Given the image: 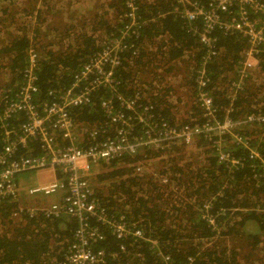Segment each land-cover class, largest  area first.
<instances>
[{"label":"trees","instance_id":"obj_1","mask_svg":"<svg viewBox=\"0 0 264 264\" xmlns=\"http://www.w3.org/2000/svg\"><path fill=\"white\" fill-rule=\"evenodd\" d=\"M2 1L4 0H0ZM32 1L46 4L44 19L48 17V13L50 16L52 6L50 7L49 0ZM109 1V8L111 12L113 10L112 16L110 13L106 17H100L98 10L101 0H96L94 14L88 22L84 20L76 30L72 25L62 35L58 33L50 43H64V47L59 50L44 46L39 40L41 28L25 23V12L32 13L29 8L23 13L22 21H19L20 26L14 23H11L12 26L4 24V18L0 15V68L6 70L3 74L8 80V84L0 85V89H10L8 94L13 97L22 82L23 70L29 62L28 50L33 48L36 53L35 73L38 87L35 102L44 103L52 100L53 97L47 94L49 91H54L55 98L59 97L60 93L70 85L73 74L99 49L101 38L86 33L84 29L97 30L106 23L109 24L110 22L106 19L109 18L114 20L115 24L106 25L104 32L118 36L126 22L131 20V17L125 15L126 11L134 8L135 22L140 24V34L137 38L132 36L125 39V42L130 41L133 47L122 52L120 64L116 67L118 90L122 93L130 92L131 89L126 88L137 74L136 69L140 70L141 64H148L145 55L149 49L146 45L153 43V40L159 37L156 54L150 55V63L152 58L159 56L158 54L166 59L165 62H170L168 66L176 63L182 65V61H189L187 64L190 66L191 61L195 62L194 66L192 65L194 68L190 67L188 77L184 76L183 83L181 82L184 89L191 91L196 88L197 69L204 66L208 80L203 90L213 101L215 119H223L225 108L231 103L229 97L231 92H235V99L229 112L231 119L240 118L242 115L264 114V83L256 85L259 96L256 102L251 101L253 93L246 84L242 89H236L231 85V81L238 77L237 67L241 60V52L246 47V42L240 33L223 35L220 31H216L214 48L221 51L207 60L204 59L207 54L206 46H202L197 41V37L189 31V25L184 19L171 11L174 5L173 0ZM199 1L205 4L209 0ZM54 2H67L70 15L76 13L85 16L82 8H79V13L73 12L72 0H54ZM5 10L2 8L1 11ZM86 10L89 11L88 8ZM41 13H38V16ZM97 17H100L101 21H97ZM196 23L199 25L200 22L196 21ZM71 42L76 43L72 49L61 51ZM132 49H137V57L131 56ZM203 60L207 61L203 64ZM171 68L170 66L169 70ZM156 77L158 81L163 79L160 75ZM244 80L247 81V78ZM259 80L264 82L263 79ZM110 96L109 89H99L95 93L93 105L71 109L70 115L73 121L81 128L98 129L105 122L98 100ZM157 100L154 112L157 114L158 123L167 122L175 127H178L180 123L193 128L197 124L201 127L207 121L209 122V119L202 115L197 101L191 102L194 103L193 112L190 105L188 109L190 114L188 113L186 117H178L159 102L162 100ZM113 101L117 108L120 107L119 100L114 98ZM187 103L188 101L185 100L184 105ZM21 118L20 120L24 121V118ZM10 123L15 124L13 120ZM250 129L253 131L247 129L246 134L254 133L260 136L264 132V127L263 130L253 127ZM136 130L138 131V128ZM198 135L192 142V145L198 148V153L192 157L191 161L181 166L178 157L175 156L170 166V178L177 186H185V201L176 203L166 199L165 205L161 204V198L154 193L157 191L161 194L160 189L155 184L153 188L155 186L156 188L153 191L143 187L144 184H148V181L144 183L145 178L136 177L137 175L131 173L130 167L123 166L113 167L98 175L99 181L107 180L108 182L105 181L100 187L93 186L94 197L108 214L116 216L122 212L128 218L138 221L137 226L155 238L158 249L169 254L174 264H183L188 257L193 258L194 264H238L235 261L236 253L233 250L231 254L229 252L225 241L227 237L238 240V243L229 244L232 246L239 244V241L243 239L249 241L246 244L249 253L246 255L249 256L248 261L251 264L250 259L254 254L252 251L264 239V169L262 168L264 135L250 141L263 161L250 160L248 151L240 146L229 147L235 158H243V162L237 166H226L219 160L213 141L216 139L215 136ZM1 147L0 127V150ZM184 147L182 145L178 148L179 153L184 151ZM135 160H138V157L126 156L123 159L127 163ZM115 164L116 162H113L112 166ZM17 203L18 201L8 198H0V264H52L51 259H61L63 251L72 242L76 221L65 216L47 218L39 215L24 218L21 214V219L24 218V221L18 223L15 221L17 219L10 215L17 207ZM205 203L209 205L207 210L203 207ZM204 214L207 218L213 219V224L208 222ZM96 223L99 222L96 221ZM5 224L6 227H4ZM11 226L12 229L7 228ZM101 226L104 227V225ZM132 240L130 238L125 241L126 249L124 253H121L114 236L108 230H104V239L97 245L106 252V262L103 264H157L149 243L142 241L134 243Z\"/></svg>","mask_w":264,"mask_h":264},{"label":"built area","instance_id":"obj_2","mask_svg":"<svg viewBox=\"0 0 264 264\" xmlns=\"http://www.w3.org/2000/svg\"><path fill=\"white\" fill-rule=\"evenodd\" d=\"M173 2L171 11L180 15L189 25V31L197 37V41L206 46L207 54L204 59L215 57L221 51L214 48L216 31L223 35L238 32L244 38L246 47L241 52L236 71L238 77L231 81L232 86L242 89L248 71L253 69L264 79V0H209L205 4L199 0ZM133 10L134 8L126 11L125 15L131 17V20L126 22L118 36L107 34L99 40L98 51L73 74L70 85L59 97L55 98L54 91H49L47 94L53 97L52 100L35 102L38 87L35 73L36 53L33 48L28 50L29 62L23 70L22 82L13 97L8 94L10 89H0V198L18 201L17 207L10 214L18 223H22L25 216L39 215L47 218L67 216L77 223L72 242L63 251L61 259H51L52 264L105 263V249L97 246L104 239V230L114 236L121 253L126 249L125 241L132 238L134 243H149L157 264H174L169 254L158 249L155 238L137 226L138 221L128 218L122 212L112 216L99 204L94 197L91 183L95 177L94 170H98V167L102 166L99 172H107L113 167L130 165L134 175L143 177L153 171L151 175L158 176L162 185H168L172 182L170 166L173 157L179 154L178 148L191 145L198 134L216 137L213 141L219 160L226 166H237L243 162V158L234 157L229 148L232 145L246 149L250 160L263 161L256 147L250 144L251 140L263 135L246 134V129L253 127L263 130L264 114L231 119L229 112L235 99V92H231V103L225 108L223 119H215L213 101L203 90L208 80L204 66L197 69L196 88L189 92L192 100L187 97L190 101H197L202 115L209 119L201 127L199 124L189 128L188 125L180 123L178 127L167 122L158 123L157 114L154 112L158 100L154 102L143 95L139 77H134L126 88L131 89L129 93L118 90L116 67L120 64L122 52L133 47L125 39L132 36L137 38L140 34V24L135 22ZM196 21L200 22L199 25ZM137 55V49H132L131 56ZM157 84L159 83L154 81L152 85ZM103 88L109 89L111 95L98 100L105 122L98 129L81 128L73 121L71 109L93 105L95 93ZM152 95L158 96V89ZM114 98L119 100L120 107L115 106ZM160 100L164 104L168 99ZM164 105L178 117L190 114V111L176 110L184 103ZM21 117L24 121L20 120ZM11 120L15 124L10 123ZM84 139L87 140L86 143L80 144ZM173 150L177 154L169 161L165 159L160 169L149 167V153H170ZM126 156H137L138 160L127 163L123 161ZM113 162L116 164L112 166ZM262 168L264 169V163ZM27 171H53L56 175L47 183H38L22 191L18 175ZM60 191L63 192L61 200L48 206H28L20 202L25 197L40 199ZM185 200L186 198L182 201ZM203 207L207 210L208 203ZM21 214L24 215L22 219ZM204 217L213 224L211 217L207 218L205 214ZM183 264H194V260L188 257Z\"/></svg>","mask_w":264,"mask_h":264},{"label":"rangeland","instance_id":"obj_3","mask_svg":"<svg viewBox=\"0 0 264 264\" xmlns=\"http://www.w3.org/2000/svg\"><path fill=\"white\" fill-rule=\"evenodd\" d=\"M71 1V0H70ZM74 2L73 4V12H77L79 8H82L84 10L85 16H80L79 14H69L68 12V5L66 2H54V0H49L50 2V7L52 6V8L50 9V16L48 13V17H46V19H44V10H45V5L44 3H41L39 1H35L33 2L32 0H4L2 2H0V15L4 18V24H8V26H12V24L14 23L17 26H20L19 21L21 20V17L23 15V13L27 10V8L30 9V11H32V13H28L27 11L24 14V21L25 23L29 24L30 26H35L37 25V27L41 28V34L39 36V40L40 42L44 45L47 46L48 48H52L55 50H59L61 48L64 47V43H53L51 44L50 42L55 39L56 35L59 33L60 35L63 34V32H65L69 26L74 27V30L78 29L79 24H81L84 20H88L90 19V17L93 16L94 12L93 9L96 5V0H72ZM106 2V5H100L99 8L103 9L101 13H99V15H101L100 17H106L108 15H113V10L111 12V9L109 8V0H104ZM6 9L4 12H2L1 10ZM86 8L89 9V11L86 10ZM38 11V12H37ZM40 16H38V13H40ZM100 17H97V21H101ZM20 19V20H19ZM110 25L115 24L114 20H109ZM12 23V24H11ZM17 23V24H16ZM72 23V24H71ZM108 23H106L105 25H103L102 27H99L97 30H93L92 28H86L84 29V31L86 33H90L91 35L96 36V38H104L107 34H105L104 31H106L105 26L109 25ZM97 34V35H95ZM153 40V39H152ZM153 43L147 44L146 47L149 49L145 55V58L148 59V64L147 65H140V70H137V74L134 77H139L140 78V89H142L141 91L143 92V95L146 98H150L152 99L154 102L157 99H163L166 100V102L164 104L167 103H177L179 102V99L181 100H187L188 103L187 105H182V107L180 109H176L179 110L181 112H185L188 110V108L186 106H190L192 105V112L194 111L193 109V104L191 103L192 101L188 100L187 97L190 98V95L187 94L186 96V92L189 93L191 92L190 90L186 91V89H184L182 83V79L184 78V76L188 77V73L190 71V67H192V65L194 66L193 61L190 62V66H188L189 61H182V65L176 63L175 65L171 64L170 66L172 67L169 70L168 63L170 62H165V58L161 57L160 54H158L159 56H156L154 58H152V62L150 63L149 59H150V55H154L156 54V50H157V45L159 43V41L157 39L153 40ZM65 44H67L65 42ZM76 45V43H70L68 45V47L62 49L61 51H68L70 49H72V47H74ZM157 66V67H155ZM6 70H4L3 68H0V85H5L8 84V80H6V78H4L5 74H3V72H5ZM157 75L162 76V81L157 80ZM263 76L259 75L257 71H255V69L248 71V76H247V81H245L244 84H246L248 87H250L251 92L253 93V96L251 98L252 102H256L258 100V91L256 89V85L258 83H264L262 81H260L259 79H263ZM156 79V80H153ZM186 79V78H185ZM264 80V79H263ZM157 82L159 84L157 85H152L153 83ZM182 82V83H181ZM255 87H253V86ZM158 89V96H154L152 95V93ZM257 91V92H256ZM191 99V98H190ZM192 100V99H191ZM253 104V103H252ZM189 111V110H188ZM180 113V112H179ZM247 130V129H246ZM258 130V129H257ZM249 131H253L252 129H249ZM253 135H255L254 133H252ZM261 135H264V132L261 133ZM86 139L82 140V142L80 144H85L86 143ZM177 147V146H176ZM184 151H181L179 153V155L177 156L179 159V164L181 166H184V164H187L189 161H191L192 157L194 155H196L198 153V148H195L194 145H187L183 148ZM178 152V151H177ZM175 154H177L176 152H174V150L172 152L169 153L168 152H161V154L158 153H149V160L151 162L150 166L149 164L146 167H157V169H160L162 166V163L165 159H167L169 161V159L174 156ZM132 157V156H131ZM137 157V156H135ZM127 167H130L127 166ZM145 167V169H146ZM119 168V167H117ZM131 168V173L133 174V170L132 167ZM186 168V167H184ZM98 170H102V166L98 167ZM97 169L94 170V175L95 177L92 178L91 183L92 186L94 187H100L103 186L105 181H99L98 180V175H100L103 172H99ZM183 172L187 173L186 170H183ZM42 173V172H41ZM153 173V171H150L149 173L143 175L142 178H145V181H143L144 183H146L148 181V184H144L143 187H147L148 189L152 190L156 188V186L160 189L161 194H159L157 191H154L155 195H158L162 202L161 204H164L165 200L168 199V201H173L176 202L179 200H184L185 199V190H184V185H176L175 181L172 180L171 183H169L168 185L164 184L162 185L160 183V179L158 176L156 175H151ZM46 175V174H45ZM136 176V175H135ZM138 177V176H136ZM21 179L19 181V184L22 186H32L35 184H38V179L40 178H36L35 172L34 171H27L24 172L22 174L18 175V179ZM108 182V181H107ZM141 183V182H140ZM154 184L156 185L155 188H153ZM161 184V185H160ZM186 185V184H185ZM160 186V187H159ZM168 194V197H167ZM154 195V194H153ZM155 197V196H154ZM40 199H27L25 197V199H21V203L23 205H28V202H33L36 203L37 201H39ZM165 205V204H164ZM169 213H171L172 211H168ZM6 227V224L5 226ZM12 229L13 227H7ZM226 243H227V247L229 249V252L231 254V250H233L236 255H235V261H239L237 262L238 264H249V256L247 257L246 254H248L249 252V248L247 247L246 244L249 243V241H247L246 239H243L241 241H239V244H236L235 246L229 245L230 243H238L237 239L234 237H230V239H228V237L225 239ZM238 246H240V248H238ZM251 248V247H250ZM256 248V249H255ZM254 248V250L252 251L253 256L251 257V264H264V239L262 241H260V243L258 245H256V247Z\"/></svg>","mask_w":264,"mask_h":264},{"label":"crops","instance_id":"obj_4","mask_svg":"<svg viewBox=\"0 0 264 264\" xmlns=\"http://www.w3.org/2000/svg\"><path fill=\"white\" fill-rule=\"evenodd\" d=\"M107 2V1H106ZM106 2L104 1V0H101V2L99 3V5H103V6H105L106 5ZM67 3V2H66ZM73 4H74V2H73ZM72 4V5H73ZM102 10L103 9H101V8H99V13H101L102 12ZM72 24V23H71ZM90 34V33H89ZM187 94H189V93H187ZM187 96V95H186ZM179 102L180 103H184L185 101L184 100H179ZM188 109H189V106H186ZM188 111V110H187ZM187 111H185V112H187ZM46 174V175H45ZM35 175H36V178L38 179V178H40V179H38V183H47V182H49L50 180H52L53 178H54V176L56 175V172H53V171H44V172H35ZM21 179L19 178V181H20ZM33 186V185H32ZM20 187H21V189H22V191H25L27 188H29V187H31V186H22V185H20ZM62 194H63V192L62 191H60L59 193H57V194H54L53 196H48V197H45V198H40V200L39 201H37L36 203H33V202H28V206H48L49 204H51V203H53L54 201H60L61 200V196H62ZM38 197H30V198H27V199H37ZM23 199H25V198H23ZM22 199V200H23ZM65 217H67V216H65ZM67 218H69V217H67ZM237 262H239V261H237Z\"/></svg>","mask_w":264,"mask_h":264},{"label":"flooded vegetation","instance_id":"obj_5","mask_svg":"<svg viewBox=\"0 0 264 264\" xmlns=\"http://www.w3.org/2000/svg\"><path fill=\"white\" fill-rule=\"evenodd\" d=\"M245 116H247V115H245ZM244 115H242V117H245ZM241 118V117H240Z\"/></svg>","mask_w":264,"mask_h":264}]
</instances>
